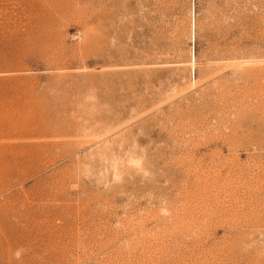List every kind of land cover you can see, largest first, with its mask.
<instances>
[{
    "label": "rangeland",
    "instance_id": "obj_1",
    "mask_svg": "<svg viewBox=\"0 0 264 264\" xmlns=\"http://www.w3.org/2000/svg\"><path fill=\"white\" fill-rule=\"evenodd\" d=\"M0 264H264V0H0Z\"/></svg>",
    "mask_w": 264,
    "mask_h": 264
}]
</instances>
